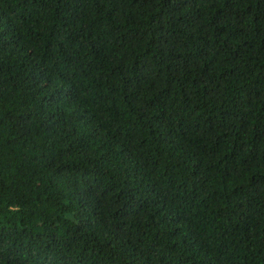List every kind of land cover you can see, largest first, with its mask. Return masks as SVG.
<instances>
[{
  "label": "trees",
  "instance_id": "1",
  "mask_svg": "<svg viewBox=\"0 0 264 264\" xmlns=\"http://www.w3.org/2000/svg\"><path fill=\"white\" fill-rule=\"evenodd\" d=\"M0 264H264V0H0Z\"/></svg>",
  "mask_w": 264,
  "mask_h": 264
}]
</instances>
